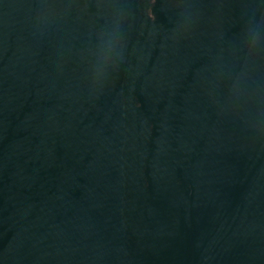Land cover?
<instances>
[{
	"label": "water",
	"instance_id": "obj_1",
	"mask_svg": "<svg viewBox=\"0 0 264 264\" xmlns=\"http://www.w3.org/2000/svg\"><path fill=\"white\" fill-rule=\"evenodd\" d=\"M0 264H264V0H0Z\"/></svg>",
	"mask_w": 264,
	"mask_h": 264
}]
</instances>
